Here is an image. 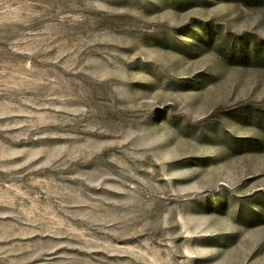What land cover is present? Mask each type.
<instances>
[{
  "label": "rangeland",
  "instance_id": "1",
  "mask_svg": "<svg viewBox=\"0 0 264 264\" xmlns=\"http://www.w3.org/2000/svg\"><path fill=\"white\" fill-rule=\"evenodd\" d=\"M0 264H264V0H0Z\"/></svg>",
  "mask_w": 264,
  "mask_h": 264
}]
</instances>
